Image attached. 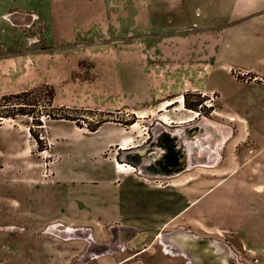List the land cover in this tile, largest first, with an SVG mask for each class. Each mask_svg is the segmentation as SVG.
Wrapping results in <instances>:
<instances>
[{"label": "rangeland", "instance_id": "1", "mask_svg": "<svg viewBox=\"0 0 264 264\" xmlns=\"http://www.w3.org/2000/svg\"><path fill=\"white\" fill-rule=\"evenodd\" d=\"M139 1L120 0L118 6L133 12L129 8ZM146 1L151 12L146 25L121 17L112 37H86L75 45V63L74 55L63 59L46 51L53 48L48 0L29 1L41 16L33 27L0 18V51L8 55L0 61V97L48 78L54 84L34 86L37 95L43 97L45 85L53 87L52 105L83 125L42 117L43 125L35 127L46 148L38 151L24 130L31 117H1L0 263L264 264V185L246 184L264 181V165L244 179L245 169L236 163L247 148L250 156L242 165L263 159L255 151L264 149V91L245 83L252 78L245 68L264 63V15L249 10L255 0ZM14 2L21 0H0V13ZM40 51L45 52L35 53ZM25 57L40 73L20 80L14 73ZM185 92L201 93L204 106L245 120L242 133L240 121L233 120L228 139L213 144L222 154L236 153L234 161L220 171L198 156L206 160L193 174L191 154L190 160L183 158L187 167L178 182L152 181L144 166L162 147L165 128L182 148L190 142L191 153L194 143L218 136L212 140L208 121L215 112L207 116L186 108ZM43 104H35L34 115ZM132 116L136 120L126 124ZM102 118L106 122L98 130L86 128ZM178 127L184 137L175 132ZM143 144L150 150L131 153L132 159L141 158L137 164L126 158V166L119 167L123 146L133 150ZM215 180L223 181L215 185ZM179 232L191 260L166 252ZM190 233L196 236L189 239Z\"/></svg>", "mask_w": 264, "mask_h": 264}, {"label": "crops", "instance_id": "2", "mask_svg": "<svg viewBox=\"0 0 264 264\" xmlns=\"http://www.w3.org/2000/svg\"><path fill=\"white\" fill-rule=\"evenodd\" d=\"M29 1L30 0H21V2H14L15 3L14 7L13 8L9 7L7 10L1 12L0 18L8 20L11 24L23 25L24 28L33 27L36 21L37 22L41 21V16H40V12L38 11V9H34V8H32V10L30 9L31 4L29 3ZM198 1L200 2L201 0H198ZM118 2H120V0H48L49 37L51 39V42L53 43L52 45L53 48L52 50H46V51H52L51 53L57 52L59 53V56L63 59L64 58L68 59V57L74 55V63H75L76 55H75L74 46L82 43L83 41L81 42V40H84L86 37L87 38L88 37H112L115 26L120 24L121 17H125L127 19L133 18L134 20L138 21L139 23L143 25H146L147 21H150L151 12L147 13V10H148V7H150L149 6L150 4L147 5L146 0L139 1L138 5L134 3V5L131 8H129L131 11L133 10V12H127V13L124 11L125 8H121L118 6ZM255 3H256L255 6L249 7V10L256 11L259 15L263 16L264 15V0H255ZM34 36L37 37V34L28 35L26 37L33 38ZM67 46L71 47L72 51L69 50L68 52H66V54H64L63 51L56 50L58 48L67 47ZM88 51H91V50H88ZM42 52H45V51H40V52H35V53H42ZM93 54H96V52H94ZM7 56L8 55H5V54L2 55L0 51V61ZM26 59H27L26 57L20 59L22 67H19V68L16 67V70L14 73L16 75L17 74L20 75L19 76L20 80H24L25 78H31L32 76L30 74L37 76V74L40 73V68L38 67V65L36 63H33L34 60L26 61ZM24 61H26L27 65L22 64ZM259 64H260L259 67L250 66V67L245 68L246 75H249L250 78L252 77L251 80L249 81L245 80V83L258 87L259 90L262 92L264 91V66H262L264 63L259 62ZM67 75H65L64 77H66ZM257 80H260V81H257ZM44 82H49V83L54 84L48 78L41 79L38 81L32 80L31 84L23 90L30 89ZM20 91L22 90L20 89ZM213 112H215L214 118H208V121L210 120L213 125L218 126L221 130L222 129L224 130L225 132L224 134L226 135V137L223 139L222 143L226 141L229 137L230 129L228 125L232 123L231 121L233 120L236 122L240 121L239 129L241 133L244 131L246 125H245V120L242 117L235 116L233 114L224 112L220 109V107H216L213 110ZM190 118L191 117H188L187 120H189ZM231 118H235V119H231ZM219 123L221 125H219ZM14 127L22 129L21 127H17L15 125ZM100 127H102V125ZM180 128H183V127H178L176 128V130ZM24 130L26 131V133L29 134L28 127L25 126ZM173 136L177 138L176 135L173 134ZM243 136H246V134L243 133ZM181 138L183 137L181 136ZM170 142H171V146L175 148L177 152L183 151L182 153L186 155L187 159L190 160V157L192 158V155H193V159H196L194 160L196 161L195 163L192 162V167H191L193 174H194V171L197 168H199L200 162L201 160H204V158L201 159V157H198L197 155H195L196 150L191 153L188 147L189 146L188 144L190 143L189 141H188L189 143H186L187 148H182V146H179L177 142L175 144V140L173 138L170 139ZM122 148L125 149L123 152H126L122 155L124 159L122 162L117 161L116 163H126L127 162L126 158H128L127 156H129L132 152H141V150H143L144 152L147 151L144 149V144L134 148L133 150H130L124 146ZM220 148L221 146H219L218 148H214V149H206L203 151V154H206L204 155L205 158L208 155V157L206 158L208 159V162L216 163L215 164L216 169L222 171L230 167L231 162L234 161V157L236 153L234 154L232 153V151H227V149H225L224 153L222 154L220 151ZM247 149L250 150L249 148ZM247 149L242 150L240 154V158L238 159V161H236V163L239 162L240 166L245 169L246 176L244 177V179L247 177V174H248L247 171L253 172V170H250V169H252L253 167H256L257 164H260V166L264 165L263 163L264 149H257L255 151L257 152V154H261L263 159L257 156L258 160L256 161V164L253 165L252 162H250L248 163L250 166L242 165L244 156L246 157L250 156L249 153H247ZM159 150H156V152H158ZM253 151H250V152H252L253 154ZM125 160L126 162H124ZM128 160L132 161L130 163L137 164L133 162L134 161L133 159L129 158ZM176 163H177L176 158H173L170 165H176ZM186 167H187V164H185L183 168L182 167L176 168L172 166L171 168H167L165 173H157L154 175L147 174V175L150 177H155L154 179H150L152 181H154L158 177V178H161L162 180L161 182L171 185L174 182L179 181L178 175L180 173L177 171V173L175 172V174L172 175L174 170H182ZM257 168H259V166ZM168 175L169 177H166ZM222 181L223 180H217V181L215 180V185L221 183ZM251 181L252 183L250 184L246 183V184L252 187L264 185V181H259V180L257 181L256 179H253ZM197 214H199V212H197ZM192 215H196V213L193 212ZM1 246H4V245L1 244ZM0 257H3V256H0ZM6 263L7 261H4L0 264H6Z\"/></svg>", "mask_w": 264, "mask_h": 264}, {"label": "trees", "instance_id": "3", "mask_svg": "<svg viewBox=\"0 0 264 264\" xmlns=\"http://www.w3.org/2000/svg\"><path fill=\"white\" fill-rule=\"evenodd\" d=\"M238 76L245 77V78L247 77L246 75H237V78ZM257 81H260V80H257ZM38 91L40 92L39 88L32 87L30 89L22 90L16 93H9V94L2 95L0 97V106H2L3 109H0V120H1V117L14 118L16 115H26V116L31 117V124L29 125V128H28L29 134H30V137L36 142L35 150L40 151L46 148V143L42 137V134L40 133V130L36 129L35 126L43 125L42 117H47L48 119H52V120L53 119L54 120L56 119L72 120V121H75L76 125H78L79 127H82L83 125L79 123V121L77 120V117H75L72 114L67 113L65 108L56 107L52 105V99H53V94H54L53 87H47V85H45V91L42 93L44 94L43 97H41V95H37ZM182 96H183L185 107L195 110L199 114H204V115L209 116V114H211L212 111L215 109V105L211 104L207 107L203 105V102L206 100V97L201 95V93L185 92L182 94ZM193 96H195V99L191 101L190 98L191 97L193 98ZM39 101L44 102L43 106L45 109L40 110V113L38 115H34L35 113L34 106ZM136 118L137 117L132 116L125 123L132 124L134 122L133 120H136ZM104 122H106L105 118L96 119L94 121H88L86 124V128L89 131H95Z\"/></svg>", "mask_w": 264, "mask_h": 264}, {"label": "bare ground", "instance_id": "4", "mask_svg": "<svg viewBox=\"0 0 264 264\" xmlns=\"http://www.w3.org/2000/svg\"><path fill=\"white\" fill-rule=\"evenodd\" d=\"M183 98H181V101H182ZM180 100V99H179ZM180 107H181V104H180ZM193 114V113H192ZM192 117V116H191ZM194 117V116H193ZM207 125L209 124L208 121L206 122ZM211 127H212V132L214 130V132L211 134L210 132V135H211V138L212 140L214 139V136L216 137V134H218L217 138L215 139L214 142H211L210 139H208V141H203L201 138V142L200 143H194V145L196 146L197 150H196V155L197 156H204L206 154H203V151L210 148V149H213L215 146H213V144L218 140H222L223 138H225V134L222 133V130L218 127V126H215L213 124H211ZM182 129V130H180ZM178 129L177 131H175L176 133L180 134L182 133L183 134V137L185 136V130L183 128H180ZM173 135V133H172ZM201 136V135H200ZM198 136V138L200 137ZM170 137V136H169ZM188 137V136H187ZM186 137V138H187ZM186 142H188L186 140ZM185 142V143H186ZM207 143V144H206ZM215 143V144H216ZM193 145V146H194ZM195 148V147H194ZM154 151H152L150 154H149V160H150V163L148 164L147 162L145 163V166L144 168L145 169H148L147 172H145L146 174L148 175H154V170H158V169H161L163 167H166L168 165H170L171 161L173 159H170V160H167V157H171L170 154H168L166 152V149H163V146L160 148V150L158 152L155 151V153H153ZM136 153V152H135ZM152 154V155H151ZM128 159L130 158L129 156H127ZM119 167H122V166H126L125 163H118ZM183 233L182 232H179V234H175L173 235L171 238H170V241H171V244L172 246L168 248V246H166L169 250V252L173 253V254H181V253H185L184 251L186 250L185 248V244L183 242V238H179L178 237L180 235H182ZM187 236H189V239L192 237V236H196V235H193V234H188ZM162 241V240H161ZM162 243H166V241H162ZM184 256L191 260L190 257L185 253ZM192 258V256H191Z\"/></svg>", "mask_w": 264, "mask_h": 264}, {"label": "flooded vegetation", "instance_id": "5", "mask_svg": "<svg viewBox=\"0 0 264 264\" xmlns=\"http://www.w3.org/2000/svg\"><path fill=\"white\" fill-rule=\"evenodd\" d=\"M165 129H166V130H165V131H166V135L164 136V138H163V140H162V146H163V149H166V152H167L168 154L171 155V157H170V156L167 157V160H170V159L176 158L177 163H176V165H168V166L163 167V168H161V169L154 170V173H155V174H157V173H165V172H166V169H167V168H171L172 166H174V167H176V168H180V167L183 168V165H184V164L182 163L183 158H187L186 155H184V154L182 153L183 151L179 150V151H181V152H177V151L175 150V148H173V147L171 146L170 138L172 137V138L174 139L175 136L172 135V133L170 132V130H168L167 128H165ZM169 136H170V137H169ZM144 149L147 150V151L150 150V148L147 147V146H144ZM151 155H152V154H151ZM129 157H130V159H132V158H131V154L129 155ZM207 157H208V156H207ZM133 160H134L133 162L138 163V161H139L140 159H133ZM144 171L147 172L148 169H145V168H144ZM174 171L181 172L182 170H174ZM124 234H128V231H125V232H122V233H121V235H124ZM180 236H181V235H180ZM117 239H118V240H116V241H119V240H120V238H119L118 236H117ZM121 239L124 240V238H121ZM165 248H166V252H167V253L173 255V253L169 252V250H168L169 247L167 248V247L165 246ZM175 255H178V254H175ZM180 255L184 256L183 253H181ZM186 260H187V259H186Z\"/></svg>", "mask_w": 264, "mask_h": 264}, {"label": "water", "instance_id": "6", "mask_svg": "<svg viewBox=\"0 0 264 264\" xmlns=\"http://www.w3.org/2000/svg\"><path fill=\"white\" fill-rule=\"evenodd\" d=\"M201 258H203V254L201 255Z\"/></svg>", "mask_w": 264, "mask_h": 264}]
</instances>
